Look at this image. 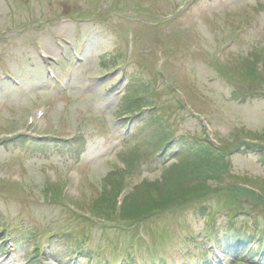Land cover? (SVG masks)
I'll return each mask as SVG.
<instances>
[{
    "label": "rangeland",
    "instance_id": "rangeland-1",
    "mask_svg": "<svg viewBox=\"0 0 264 264\" xmlns=\"http://www.w3.org/2000/svg\"><path fill=\"white\" fill-rule=\"evenodd\" d=\"M0 232V264H264V0H0Z\"/></svg>",
    "mask_w": 264,
    "mask_h": 264
},
{
    "label": "trees",
    "instance_id": "trees-1",
    "mask_svg": "<svg viewBox=\"0 0 264 264\" xmlns=\"http://www.w3.org/2000/svg\"><path fill=\"white\" fill-rule=\"evenodd\" d=\"M243 76V75H242ZM245 78H247V79H250L251 80V78L250 77H246L245 76ZM262 79V77H256L255 78V80H259V79ZM263 80V79H262ZM133 99V104L135 105V107H137V108H140V107H142V105H141V101H144V100H140L141 99V97L140 98H132ZM147 109H150V110H152V109H154V106L153 107H146ZM141 109H143V107L141 108ZM162 139H164V140H167L166 141V144L164 145V150H167L169 147L171 148L172 147V143H173V138H170V139H168L167 138V136H166V134L165 133H161L160 134V140H162ZM246 146H248V145H246ZM248 147H251V146H248ZM260 147V146H259ZM220 148H214V146H211V144H210V147H205L204 149H197V153L198 154H202L203 156H205L206 154H211V161L210 162H212L214 159H216V155H217V153L218 152H221V150H219ZM210 150H212L213 152H215V156L213 157V155H212V153H210ZM196 153V154H197ZM223 155V153L221 154V157H220V163H225V161H227L228 162V160H227V158H225L224 156H222ZM200 163H202V162H200ZM196 164V163H195ZM226 164V163H225ZM228 164V163H227ZM129 167H132V166H134V164H127ZM197 165V164H196ZM226 168V165L224 166H221V170H224ZM200 168L199 167H196L195 168V170L193 171V172H191V173H188V174H191V176H189L190 178L189 179H193V174H196L197 172H199L200 170H199ZM202 170V169H201ZM186 171V170H185ZM208 177H211V176H209V175H207ZM208 181V180H207ZM193 182H189L188 183V185H192V187H193V191L190 193V197L188 196L187 197V195L186 194H188L187 193V190H186V188H187V186H186V188H185V191L184 190H182V185H181V191H178V192H180L179 194L177 193V195H171L169 198H167L166 200H162L163 202L162 203H164L162 206L160 205V204H162V203H160V201L159 202H153L152 201V199H151V197H150V195H149V200L150 201H147L146 202V205L143 207V206H140V207H138V208H134V206H133V203L132 202H130V197H129V199H128V201L126 202V204L124 205V207H123V210H122V213H120V216L122 217V218H124V219H126V220H124V221H132V220H135V221H137L138 219H142V216L141 215H143L142 213H147V216H150V217H152V218H155L156 217V215H159L161 212H162V207L164 206L165 207V205H171V206H166V210L167 211H169L170 210V208L171 209H173L174 207L176 208V206H178L177 205V196L178 195H180V194H184L185 195V197H184V199L181 201V202H183V203H186V204H190V203H194V202H196V200H197V197H198V195L197 194H200V195H205V193H207V192H209V191H211L210 189L211 188H209L206 184V181H195V183H193ZM186 185V182H185V184H183V186H185ZM149 186H151V185H149ZM149 186L148 187H146V189H148L149 188ZM229 190H226V192H227V194H228V200L231 198V199H234V201L235 200H237V199H240L239 197H240V195L241 194H243V190L241 191L240 189L238 190L236 187H230V188H228ZM201 190H203V192H201V193H198L199 191H201ZM191 195H192V197L193 196H195V195H197L196 196V198L195 199H193V200H191ZM244 195V194H243ZM245 197H247V198H250V199H252V200H257L256 199V197H253V196H251V195H249V194H246V196ZM231 199L229 200V202H231ZM172 202H174V203H172ZM198 202V201H197ZM154 203H160V204H158V205H156V204H154ZM136 206V205H135ZM137 207V206H136ZM177 208H180V207H177ZM114 210V209H113ZM164 210V209H163ZM114 211H110V212H101V214H104V215H106V213L107 214H110V213H113ZM142 212V213H141ZM133 213H135V214H133ZM128 217H130V218H128ZM145 218V217H144ZM0 234H1V232H0ZM243 234V233H242ZM239 235H240V233H239ZM243 240H244V242H242V243H245V244H250V246L247 248V250L249 251V249H250V251H249V255H251L252 254V256H254V254H257V253H259V251H260V249H261V243H262V240L261 239H259V241H258V245H259V247L255 250V251H257V253H254L253 251H252V249H251V243H253V239H248L247 237H243L242 238ZM236 240V239H235ZM241 243V242H240ZM88 244V243H87ZM264 247V246H263ZM74 248V251H76V254H78L79 252H80V254H83L84 255V250H83V248H81V247H79V246H74L73 247ZM254 249V248H253ZM78 252V253H77ZM222 252H224V251H222ZM264 254V253H263ZM75 255V254H74ZM89 258V257H88ZM67 261H69V260H67ZM77 261V260H76ZM76 263V262H75ZM132 264V263H130L129 262V260H127V262H124V264ZM133 264H135V262H133Z\"/></svg>",
    "mask_w": 264,
    "mask_h": 264
}]
</instances>
